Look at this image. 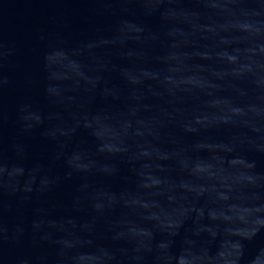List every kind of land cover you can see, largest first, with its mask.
Instances as JSON below:
<instances>
[{
  "label": "water",
  "instance_id": "water-1",
  "mask_svg": "<svg viewBox=\"0 0 264 264\" xmlns=\"http://www.w3.org/2000/svg\"><path fill=\"white\" fill-rule=\"evenodd\" d=\"M0 264H264V0H0Z\"/></svg>",
  "mask_w": 264,
  "mask_h": 264
}]
</instances>
